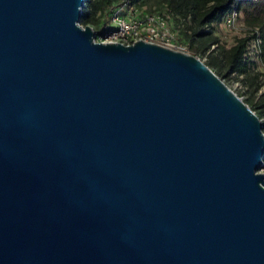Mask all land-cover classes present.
Instances as JSON below:
<instances>
[{
    "label": "water",
    "instance_id": "water-1",
    "mask_svg": "<svg viewBox=\"0 0 264 264\" xmlns=\"http://www.w3.org/2000/svg\"><path fill=\"white\" fill-rule=\"evenodd\" d=\"M85 1L0 0V264H264L262 119Z\"/></svg>",
    "mask_w": 264,
    "mask_h": 264
},
{
    "label": "trees",
    "instance_id": "trees-1",
    "mask_svg": "<svg viewBox=\"0 0 264 264\" xmlns=\"http://www.w3.org/2000/svg\"><path fill=\"white\" fill-rule=\"evenodd\" d=\"M124 0H86L81 17L83 26H92L99 35L114 29L111 15ZM132 8L164 17L174 31L176 42L194 55L206 57V64L224 81L243 85L239 96L264 123V0H127ZM237 13L248 28L231 47L223 45L216 26L231 12ZM255 49L256 60L249 57ZM264 130V128H263Z\"/></svg>",
    "mask_w": 264,
    "mask_h": 264
},
{
    "label": "built area",
    "instance_id": "built-area-1",
    "mask_svg": "<svg viewBox=\"0 0 264 264\" xmlns=\"http://www.w3.org/2000/svg\"><path fill=\"white\" fill-rule=\"evenodd\" d=\"M224 22L229 27L235 26L237 13L231 12ZM111 25L114 29L103 35L102 42L131 45L143 40L172 47L170 42L174 39V34L167 20L158 14L132 8L127 0L122 1L114 9L111 15Z\"/></svg>",
    "mask_w": 264,
    "mask_h": 264
},
{
    "label": "rangeland",
    "instance_id": "rangeland-1",
    "mask_svg": "<svg viewBox=\"0 0 264 264\" xmlns=\"http://www.w3.org/2000/svg\"><path fill=\"white\" fill-rule=\"evenodd\" d=\"M171 28V27H170ZM248 31L247 26L245 25L244 21L242 19H240V21H237L235 23V26L233 27H229L226 25V23L223 21H220L218 23V25L216 26L215 29V33L216 35L219 37L221 43L223 45H225L227 48L231 47L233 44L236 43L237 39H239L240 37L244 36L246 34V32ZM97 32V31H96ZM174 34V39L170 42V44H172L171 48L176 49V50H180L186 53H190V50L181 44H178L176 42V37H175V33L174 31H172ZM104 36L99 35L98 33L96 34V40L97 41H102L104 38ZM258 46V45H257ZM255 49H256V45H253L250 49V53H249V57L251 60H256V53H255ZM194 55V54H193ZM196 56V55H195ZM198 58H200L201 60H203L204 62H206L207 58L206 57H202L200 55H197ZM263 66H260V69L263 70ZM224 81V80H223ZM232 90H234L238 95L240 90H242L243 85L240 81L235 80V78L233 76L230 77V80L224 81ZM241 98L244 100V96H241ZM264 172V168L262 170Z\"/></svg>",
    "mask_w": 264,
    "mask_h": 264
}]
</instances>
